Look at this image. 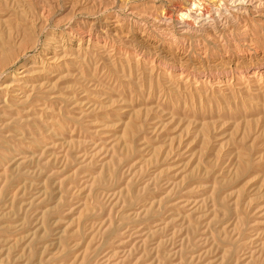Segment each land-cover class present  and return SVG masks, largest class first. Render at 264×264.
Instances as JSON below:
<instances>
[{"label":"rangeland","instance_id":"374dc122","mask_svg":"<svg viewBox=\"0 0 264 264\" xmlns=\"http://www.w3.org/2000/svg\"><path fill=\"white\" fill-rule=\"evenodd\" d=\"M256 1L0 0V264H264Z\"/></svg>","mask_w":264,"mask_h":264},{"label":"bare ground","instance_id":"6f19581e","mask_svg":"<svg viewBox=\"0 0 264 264\" xmlns=\"http://www.w3.org/2000/svg\"><path fill=\"white\" fill-rule=\"evenodd\" d=\"M225 1V0H224ZM231 1V0H230ZM240 1V0H239ZM251 1H253V0H251ZM258 1V4H257V6L256 7H258V8H260V7H262L263 5H264V3L261 1V0H257ZM256 1V2H257ZM255 2V1H254ZM235 3V2H234ZM246 3V2H245ZM196 7V3H194L193 4V7ZM254 7V6H253ZM264 7V6H263ZM188 10H191L192 11V9H188ZM212 10V9H211ZM214 11V10H213ZM189 13V12H188ZM187 12L186 13H181L182 15H181V19H182V21H183V23H186V25H185V27L186 28H189L191 25H190V23H189V21H187L186 19H187V17L185 16L186 14H188ZM192 13V12H191ZM190 13V14H191ZM194 13V12H193ZM211 13H209V15H210ZM167 16V15H166ZM188 16V15H187ZM193 16H196V18H199V20L200 19H202V17H203V14H201V13H197L196 11H195V13L193 14ZM212 16H213V14H212ZM225 16V15H224ZM231 16V15H230ZM209 17V16H208ZM206 18V17H205ZM223 18V17H222ZM167 20V19H166ZM190 20V19H189ZM198 20V19H197ZM203 20H204V18H203ZM181 21V22H182ZM192 21V20H191ZM194 21V20H193ZM206 21V20H205ZM214 21H216L215 19H214ZM222 21V20H221ZM196 22H198V21H196ZM202 22V21H201ZM204 22V21H203ZM162 23V22H161ZM207 23V22H206ZM217 23V22H216ZM182 24V23H181ZM192 24V23H191ZM196 24V23H195ZM215 24V23H214ZM206 25V24H205ZM213 25V24H212ZM198 27V26H197ZM202 27V26H201ZM209 27V26H208ZM200 28V27H199ZM218 28V27H217ZM227 28V27H226ZM197 29V28H196ZM206 29V28H205ZM190 30V29H189ZM201 30H203V29H201ZM214 30V29H213ZM206 31V30H205ZM186 32V31H185ZM193 32V31H192ZM199 32V31H198ZM202 32V31H201ZM224 34V33H223ZM242 59V58H241ZM242 62V61H241ZM241 62H240V64H241ZM245 62V61H244ZM244 64V63H243ZM187 68V67H186ZM244 69V68H243ZM235 70V69H234ZM188 71V70H187ZM190 72V71H189ZM199 72V71H198ZM197 72V73H198ZM244 72H246V73H251V75H249V76H261V78H263L264 77V63L263 62H259L258 64L257 63H255L254 64V62L253 63H251L250 65H248V66H246L245 67V69H244V71H243V73ZM245 74V73H244ZM193 75V74H192ZM206 75V74H205ZM204 75V76H205ZM208 77V76H207ZM211 77V76H210ZM233 77V76H232Z\"/></svg>","mask_w":264,"mask_h":264}]
</instances>
